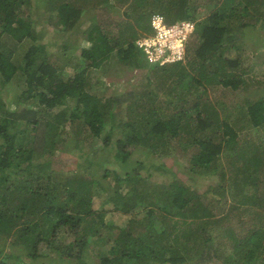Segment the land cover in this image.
I'll list each match as a JSON object with an SVG mask.
<instances>
[{
	"label": "trees",
	"instance_id": "16d2710c",
	"mask_svg": "<svg viewBox=\"0 0 264 264\" xmlns=\"http://www.w3.org/2000/svg\"><path fill=\"white\" fill-rule=\"evenodd\" d=\"M196 1L153 0V8L146 9L148 0H137L144 11L137 17L140 30L133 31L129 16L137 9L131 0H0V83L17 81L23 98L14 108L4 107L0 90V264H50L54 259L59 264H145L150 259L182 264L193 256L205 264L211 249L207 225L220 223L233 209L240 227L225 231L233 241L225 259L264 264V211L252 207L264 206V181L258 183L264 180V155L253 139L242 143L243 127L221 118L217 108L225 101L213 103L209 97L214 83L222 86V94L242 95L261 82L254 68L242 66L240 55L232 56V51L239 48L244 28L264 25V0H204L211 10L200 21ZM155 13L168 23H195L184 60L149 62L135 45L137 38L152 31ZM85 18L90 20L84 30L90 44L75 45L73 49H81L79 60L64 70L51 60L52 47L58 44L46 41L43 34L47 28L76 32ZM4 37L43 43L15 61L16 47L11 49ZM106 62L147 68L145 84L107 89L100 95L91 87L90 74ZM72 72L79 76L71 77ZM244 104L241 116L248 115L253 127L263 124L264 95ZM110 138L115 139L109 149L113 153H125L127 145H134L153 154L175 152L185 161L162 189L150 176L123 174L115 166L110 172L119 180H135L127 196L111 194L93 172L57 175L60 154L71 152L73 143L79 148L95 140L96 146L107 149ZM83 152L90 165H102L103 156L95 159L93 153ZM221 159L226 161L219 163ZM201 167L212 175L216 171L219 178L213 175L202 187L192 184L194 177L184 180V174H197ZM231 191L234 202L221 215L220 205ZM161 192L164 202L155 196ZM97 196H108L115 211L131 215L113 240L101 234L96 217L102 219L108 210L105 199L94 209ZM166 203L174 209L166 211ZM247 214L255 222L246 219ZM66 230L74 236L63 241ZM108 240L112 244L106 251ZM97 244L101 246L95 248Z\"/></svg>",
	"mask_w": 264,
	"mask_h": 264
},
{
	"label": "rangeland",
	"instance_id": "374dc122",
	"mask_svg": "<svg viewBox=\"0 0 264 264\" xmlns=\"http://www.w3.org/2000/svg\"><path fill=\"white\" fill-rule=\"evenodd\" d=\"M152 1L153 0H148L147 2L148 6L146 7V9L148 7H152L150 6L153 3ZM131 3L137 9V11L131 12V16H129V22L131 25H134L133 31H139L140 29L137 23V17L138 14L144 10H142V8H140L139 6L138 7L136 6L137 0H131ZM195 5L197 10L200 12L198 20L199 21L203 20L211 10L210 6H208V3L204 2V0H197L195 2ZM36 6L39 5L36 4ZM102 7L105 8V6ZM35 17L36 16H33V18ZM92 17L93 16H91L90 19ZM87 20L88 18H85V21H83L82 25L79 26V30L75 28V30H77L76 32L69 31L62 33L58 30H53V28H47V31H45V33L43 34L42 37L43 39H46V41L51 40L56 44H58L57 46L52 47L51 60L55 61L59 66H63L64 70H70L71 65L68 64L77 62L79 60L77 56L80 55L81 49L78 48L77 50H75L73 49V47L77 44L83 46L90 44L87 35L84 32L86 27L90 24V20L88 21ZM148 24L150 25V21H148ZM6 39L7 38L4 37V40ZM42 40L33 41L30 38H26L23 42L20 43L16 40L15 37L12 39H7L8 41L7 43H9L11 49L12 47H16L13 48L16 53V56L13 57V60L15 61L22 60V56L25 54V52L31 47L33 48L38 47L41 43H43ZM240 40L241 41H238L239 48L232 51V56L240 55V58L243 61L242 66H252L254 68L253 74L257 77V79H260L261 82L253 83L251 86H249L246 90L243 91L242 95L239 94L234 95V93H232L231 95H227L228 93L222 94L223 93L222 86L218 85V83L216 84L214 83L209 88V93H210L209 97L211 99L210 101L213 103H218L220 100L225 101V104L221 108H217L218 110L220 109L219 113L221 118L228 119L229 121L233 120L232 123L235 128L243 127V129L240 132L242 143L250 142L253 139L256 142V144H258L257 149L258 150L260 149V152L258 153L264 155V140L262 139V137L264 136V122L259 126L253 127L252 123L248 119V115L241 116V112L246 110V106L244 104L246 99L250 100L252 98H256L264 95V84H262V82L264 81V25H260L259 27L248 26L247 28H244V34L240 38ZM137 41L138 38L134 42L137 43ZM49 53L50 52H47V54ZM146 61L147 60L145 59L144 60L145 64L149 63L148 61L147 62ZM146 74H147V68L143 70H134L132 68L121 67V64L119 63L106 62L100 69H96L92 71V73L90 74V84L91 87H93L95 90L98 91L100 95H102L106 93L103 92V90L106 91L107 89H109V91L112 92L114 89L129 90L135 84L142 86L145 84ZM70 76L77 77L79 76V73L72 72ZM154 82H155L154 85L159 86L157 85L158 82L156 81ZM0 90H1V95L4 97V103H5L4 107L9 106L14 108L17 102L20 101L22 98L20 97L22 88L18 85V82L15 80L11 81L5 86L1 85L0 83ZM0 115L2 114L0 113ZM114 142L115 139L111 140L110 138L106 147L107 149H102L101 147L96 146L95 140L91 142L81 143L78 145L79 148H75L76 144L73 143L72 146H70L72 149L71 152L60 154L62 161L58 163L55 167L57 169V173H58L57 175L61 176L63 174H67L70 171L73 172L75 170H83L84 172L87 171L90 173L93 172L94 178H97L99 181H101L103 183V186L107 187L111 194H114V192H118L119 194L127 196L132 193V190L134 189L135 186V180L131 178L119 180L115 175L111 174L110 172L115 166H118L119 168L117 171L123 174L127 171H130L135 176H137V174L144 176L143 179L150 176V178L159 181V187L160 189H162L160 185H163L164 181L170 180L175 173H178L177 171L181 168L180 167L181 164H184L185 161V158H181L180 156L175 154V152L166 153L160 151L157 154H153V152H151V150L148 148L135 147L134 145H127V148L124 151L125 153H113L110 152L109 149L112 147V143ZM83 151L90 152V154L93 153L92 155L95 157V159H97L100 155L103 156L102 157L103 166L90 165L89 164L90 161L87 160L85 157H83L84 154ZM114 154H116V156H113ZM221 161H226V159L219 160V163ZM114 163L119 165H116ZM189 166L190 165L188 164L187 167ZM224 168L228 171L229 174L233 173L227 169V165ZM215 173L216 171L213 173V175L215 176V178L218 179L219 176L216 175ZM256 174L257 173L254 172L253 176H256ZM213 175L211 172L207 170L206 167H201L197 174H193L189 172L188 177H186V175L184 174V180L189 179V177H194L196 179V182L195 183L190 182V183L194 184L195 187H202L205 184L207 185V183L210 181V178H213ZM261 181L262 182L264 181L263 178L258 179V183ZM156 184L158 183H154V185ZM261 185H263V183ZM252 190L249 189L250 192H253ZM155 196L156 198H158V200L162 198V200L160 201L164 202L165 198L162 192ZM102 197L97 196L95 198L93 203L94 209L100 208L101 205L103 204L100 199H105L104 207L106 210H108V212L103 214L102 219H100L98 215L96 218L97 220H101L100 222L101 234L108 235L111 237V240H113V238L118 234V232L121 229L125 228L128 221L131 219V215L123 214L122 212L115 211L113 202L110 200V198H108V196H102ZM232 197H234L233 191H231L230 194L228 193L227 198L222 201L220 205L221 215L225 216L227 210H229V207L232 206L231 202H234ZM166 204L167 207L170 206L168 205V203ZM248 206L249 205H244L243 208H246ZM167 207L165 208L166 211L168 209L170 210L174 209V206L172 205L168 208ZM252 207L258 208L259 211H264V206L255 205ZM136 209L140 210V208H136ZM237 215L238 212L235 211V209H233L232 211H229V215L225 217V219L222 220L220 223L207 225L208 226L207 232L209 233L208 239L211 249L208 252L207 262H203V263L237 264V261H240L238 260V258H236V260L235 258H233L235 260L233 262L225 259L227 257L226 252L230 251L232 249L231 246H233L232 239L228 237V234L225 231L228 228L237 229L240 227L239 219L236 218ZM252 217L253 216L249 214L245 215L246 219L255 222L254 218ZM217 218L218 217H215L214 219ZM248 228H250V226H248ZM62 234H63L62 236L64 237L63 241L71 240L72 237L74 236L73 231H69V230L63 231ZM93 239L96 240L97 238L93 237ZM111 244H112L111 241L108 240L107 243L104 244L103 248L106 251H108V249L111 247ZM203 245L204 243L201 240V248H203ZM207 245L208 244H206V246ZM97 246L100 247L101 245L97 244L94 247L98 248ZM93 249L94 248H92L91 251ZM260 249L264 250L263 248ZM197 252L198 251H196V253ZM182 253L183 252H180V254ZM86 257L87 256H85V258ZM127 261L128 259H126L125 262L127 263ZM61 263L71 264L68 262H61ZM50 264H59V261H57L56 259L50 260ZM128 264H141V262H128ZM145 264H162V263L150 259ZM182 264H199V263H197V257L193 256L192 259L186 260ZM238 264H247V263L246 261H240Z\"/></svg>",
	"mask_w": 264,
	"mask_h": 264
},
{
	"label": "built area",
	"instance_id": "2783aa9c",
	"mask_svg": "<svg viewBox=\"0 0 264 264\" xmlns=\"http://www.w3.org/2000/svg\"><path fill=\"white\" fill-rule=\"evenodd\" d=\"M152 32L137 41L149 62L165 65L184 60L186 41L195 30L193 21L168 23L161 14L151 18Z\"/></svg>",
	"mask_w": 264,
	"mask_h": 264
},
{
	"label": "clouds",
	"instance_id": "9594fccd",
	"mask_svg": "<svg viewBox=\"0 0 264 264\" xmlns=\"http://www.w3.org/2000/svg\"><path fill=\"white\" fill-rule=\"evenodd\" d=\"M155 14H156V13H155ZM153 15H154V14H153ZM153 15H152V16H153ZM152 16H151V18H152ZM151 27H152V26H151ZM151 32H152V31H151ZM151 32H150V33H151ZM150 33H149V34H145V35L140 36V37L138 38V40L141 39L142 37H145V36H147V35H150ZM135 45L139 47L138 43H136V42H135ZM139 48H140V47H139Z\"/></svg>",
	"mask_w": 264,
	"mask_h": 264
}]
</instances>
